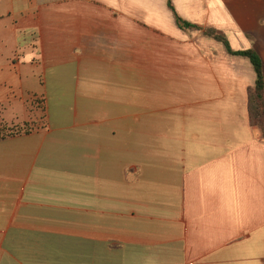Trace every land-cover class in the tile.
<instances>
[{"label":"crops","instance_id":"crops-1","mask_svg":"<svg viewBox=\"0 0 264 264\" xmlns=\"http://www.w3.org/2000/svg\"><path fill=\"white\" fill-rule=\"evenodd\" d=\"M208 30L264 62V0H0V123L45 101L0 140V264H264L256 73Z\"/></svg>","mask_w":264,"mask_h":264},{"label":"trees","instance_id":"trees-1","mask_svg":"<svg viewBox=\"0 0 264 264\" xmlns=\"http://www.w3.org/2000/svg\"><path fill=\"white\" fill-rule=\"evenodd\" d=\"M169 6L173 8L171 2ZM177 23L181 29H192L199 27L192 25L189 22L184 21L177 15ZM206 34L210 37L215 38L216 40L225 44L228 52L231 55L242 56L250 60L251 64L254 67L256 73V82L255 86L249 92V120L253 127H258L262 130L264 137V62L260 54L255 49H248L245 51H233L229 41L225 36L217 33L214 30L206 31ZM45 110V109H44ZM30 124L25 123L24 126L12 127L11 129L3 126L0 127V140L10 136H16L21 134H28L33 131V128L29 127ZM8 131V133L6 132Z\"/></svg>","mask_w":264,"mask_h":264},{"label":"rangeland","instance_id":"rangeland-1","mask_svg":"<svg viewBox=\"0 0 264 264\" xmlns=\"http://www.w3.org/2000/svg\"><path fill=\"white\" fill-rule=\"evenodd\" d=\"M21 43H23L22 47L17 51V55L16 57L19 59L21 57H29V56H35L36 53V43H35V37L32 35L29 36H24L23 40L21 41ZM264 52V51H263ZM32 106H34V108L38 111V118L36 116V119L38 120L39 123H33V122H25L30 124L29 127L32 128V126H34L35 128L42 126V124L44 123L43 119L45 117V101L43 98H37L33 100V104ZM30 107V106H28ZM35 112V111H34ZM35 118V114L34 117ZM18 124V125H9V124H1L0 123V127H3L6 125V127L8 128H12V127H19V126H24V124ZM8 133V131H6ZM121 139V138H120ZM143 143V142H142ZM137 144V145H143V144ZM153 171V170H152ZM154 172V171H153Z\"/></svg>","mask_w":264,"mask_h":264}]
</instances>
